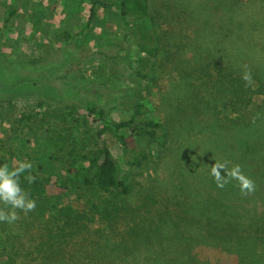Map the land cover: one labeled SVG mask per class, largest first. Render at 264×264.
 Segmentation results:
<instances>
[{
	"label": "trees",
	"instance_id": "obj_1",
	"mask_svg": "<svg viewBox=\"0 0 264 264\" xmlns=\"http://www.w3.org/2000/svg\"><path fill=\"white\" fill-rule=\"evenodd\" d=\"M88 2L86 25L68 37L83 34L99 9L116 8L139 48L132 90L143 96L152 80H168L158 118L148 115L143 101L118 119L97 101L83 102L98 125V138L113 136L129 169L158 171L151 177L158 180V193L140 181L136 190L105 142L88 157L85 171L67 168L62 178L55 172L69 139L56 132L34 140L41 174L32 172L33 183L20 178L36 201L35 210L24 216L25 248L39 257L34 263L117 264L116 253L139 251L148 264H264V0ZM2 10L5 28L19 7L0 0ZM243 65L251 69L247 87ZM0 66V100H5L18 83L9 80L1 56ZM39 79L30 78L27 87ZM215 162L240 164L255 191L242 194L235 180L218 188L211 175ZM83 186L114 195L102 205L63 203ZM46 217L59 225L40 226Z\"/></svg>",
	"mask_w": 264,
	"mask_h": 264
},
{
	"label": "rangeland",
	"instance_id": "obj_2",
	"mask_svg": "<svg viewBox=\"0 0 264 264\" xmlns=\"http://www.w3.org/2000/svg\"><path fill=\"white\" fill-rule=\"evenodd\" d=\"M2 1L18 6L19 13L4 28L3 10L0 11V56L5 70L11 71L9 80L18 83L7 99L0 100V165L7 163L12 167L26 160L32 163V172L41 174L33 158L32 143L60 132L69 139L67 150L71 153L67 150L61 153L55 174L65 178L67 168L74 174L85 171L88 157L99 143L105 142L123 174L130 175L136 190L139 191L140 181L145 186L151 185L158 193V180L152 182L151 178L152 174L157 178L158 171L156 174L154 170L129 169L124 162L122 145L111 135L98 138V125L83 105L87 99L97 101L118 119L130 116L135 103L143 101L149 108L148 115L158 118L161 90L168 88V80H152L143 96H137L132 90L136 83L133 69L139 48L132 36L127 35L117 9H99L83 34L68 37L69 33L75 35L86 25L90 13L88 0ZM24 67L34 70L41 67L43 72L16 73L21 71L17 68ZM30 78H40L41 82L27 87ZM24 113L31 117L25 118ZM82 188L75 196L63 197V203L81 208L86 201L93 200L91 203L102 205L114 195L88 186ZM137 196L138 193H133L131 199ZM24 216L21 212L16 222L0 224V264H36L34 262L39 260L37 251L30 253L31 248H25L29 247L26 238L29 229ZM41 224L50 229L59 225L47 217L45 223L39 222ZM115 255L117 264H148L149 261L139 251ZM83 257L86 258V254Z\"/></svg>",
	"mask_w": 264,
	"mask_h": 264
},
{
	"label": "clouds",
	"instance_id": "obj_3",
	"mask_svg": "<svg viewBox=\"0 0 264 264\" xmlns=\"http://www.w3.org/2000/svg\"><path fill=\"white\" fill-rule=\"evenodd\" d=\"M242 68L241 79L247 87L252 83L251 69L247 65ZM32 168V163L26 160H21L12 167L7 163L0 165V222L12 224L19 219L21 212L27 215L35 210L36 201L21 187L20 180L23 175L28 183H33L36 177L32 174ZM211 175L218 188H224L235 180L242 194L255 191V182L238 163L229 167L228 162H215L211 167Z\"/></svg>",
	"mask_w": 264,
	"mask_h": 264
}]
</instances>
